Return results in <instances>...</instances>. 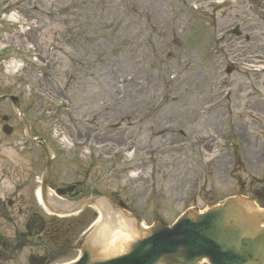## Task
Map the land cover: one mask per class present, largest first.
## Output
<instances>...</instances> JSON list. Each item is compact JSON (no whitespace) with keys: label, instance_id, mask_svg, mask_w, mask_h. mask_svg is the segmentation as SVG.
<instances>
[{"label":"rangeland","instance_id":"374dc122","mask_svg":"<svg viewBox=\"0 0 264 264\" xmlns=\"http://www.w3.org/2000/svg\"><path fill=\"white\" fill-rule=\"evenodd\" d=\"M214 1L0 0V14L17 10L38 25L26 34L0 31V46H9L2 57L28 63L16 75L0 66V96H18L33 136L62 152L58 182L82 180L89 191L117 195L147 227L172 225L189 209L204 212L232 196L264 206V75L232 65L235 56L264 52V25L250 20L243 0L220 10ZM234 24L243 37L227 33ZM168 75L176 80L167 88ZM55 128L73 150L62 149ZM26 140L11 103H0V245L14 244L27 215L19 208L36 203L32 179L45 156L31 144L21 149ZM6 198L17 207L3 208ZM41 244L9 264H26L48 245ZM77 255L63 252L53 264Z\"/></svg>","mask_w":264,"mask_h":264},{"label":"water","instance_id":"95a60500","mask_svg":"<svg viewBox=\"0 0 264 264\" xmlns=\"http://www.w3.org/2000/svg\"><path fill=\"white\" fill-rule=\"evenodd\" d=\"M11 100L21 113L17 99ZM108 203L114 213L105 214L104 222L107 218L118 221L116 214L122 210ZM97 204L99 199H92L82 206ZM122 215L131 223L132 232L121 231V220L116 222L123 239L119 247H111L113 236L108 241L98 237L100 226L87 238L83 257L75 264H200L204 260L209 264H264V211L245 201L229 199L205 214L190 211L173 228L158 223L146 230L134 216L125 211Z\"/></svg>","mask_w":264,"mask_h":264},{"label":"flooded vegetation","instance_id":"af4514ba","mask_svg":"<svg viewBox=\"0 0 264 264\" xmlns=\"http://www.w3.org/2000/svg\"><path fill=\"white\" fill-rule=\"evenodd\" d=\"M73 187H75L73 192L67 193V195L65 196L64 199L66 201L77 202L89 196V189L85 188V185H83L82 183L75 182L73 183ZM36 219L34 220L32 226H28V233L29 237L38 234L36 238L38 244L42 242L43 237H50L52 239V242H54L56 246H59L62 250L74 246L75 241H73V239L74 237H77V234H80V225H76L71 222H56L53 220L48 223L44 222L40 225H35ZM41 256L47 257L49 260L52 259V254L48 251L42 250Z\"/></svg>","mask_w":264,"mask_h":264},{"label":"bare ground","instance_id":"6f19581e","mask_svg":"<svg viewBox=\"0 0 264 264\" xmlns=\"http://www.w3.org/2000/svg\"><path fill=\"white\" fill-rule=\"evenodd\" d=\"M145 19H146V17H145ZM151 22V21H150ZM152 30H155V27L154 26H152V28H151ZM23 34V33H22ZM18 65H20V62H19V64H16V65H14L13 66V70L12 71H14V70H16L17 69V67H18ZM9 69L11 70V67H9ZM169 75H168V77L166 78L167 80H169ZM156 83V82H155ZM157 86V84H155L154 86H152V87H147L148 88V90L150 91V90H152L153 89V87H156ZM147 88H146V90H147ZM148 91V92H149ZM137 173H136V171L135 172H133L132 174H131V176L132 177H137ZM103 209H105V206L103 205ZM106 210V209H105ZM116 222H118V221H113V218L112 219H110V218H107L106 219V222H104V221H100V224H99V226L98 227H100V226H102V228H101V230L99 231V233H98V237L100 236L103 240H105V239H107L106 241H108L109 239H110V237L111 236H113V243L111 244V247L113 248V249H117L118 247H119V245L123 242V239L121 238V236L118 234V231H117V224H116ZM118 226H119V229L121 230V231H128V232H132V226H131V223L129 222V221H127V220H122V221H120L119 223H118ZM98 237H97V239H98ZM126 239H128V238H126ZM126 239H125V241H126ZM105 242V241H104Z\"/></svg>","mask_w":264,"mask_h":264}]
</instances>
